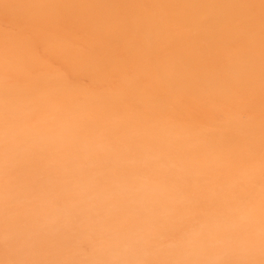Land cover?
Instances as JSON below:
<instances>
[{
  "label": "bare ground",
  "instance_id": "6f19581e",
  "mask_svg": "<svg viewBox=\"0 0 264 264\" xmlns=\"http://www.w3.org/2000/svg\"><path fill=\"white\" fill-rule=\"evenodd\" d=\"M0 264H264V0H0Z\"/></svg>",
  "mask_w": 264,
  "mask_h": 264
}]
</instances>
